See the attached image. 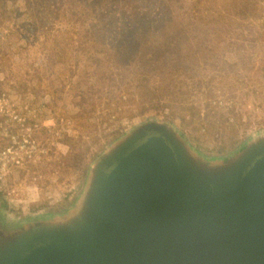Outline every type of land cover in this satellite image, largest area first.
Returning a JSON list of instances; mask_svg holds the SVG:
<instances>
[{"label":"rangeland","instance_id":"rangeland-1","mask_svg":"<svg viewBox=\"0 0 264 264\" xmlns=\"http://www.w3.org/2000/svg\"><path fill=\"white\" fill-rule=\"evenodd\" d=\"M0 97L38 146L0 180L4 230L74 209L150 120L225 161L264 135V0H0Z\"/></svg>","mask_w":264,"mask_h":264},{"label":"water","instance_id":"water-1","mask_svg":"<svg viewBox=\"0 0 264 264\" xmlns=\"http://www.w3.org/2000/svg\"><path fill=\"white\" fill-rule=\"evenodd\" d=\"M107 148L74 209L0 223V264H264V135L213 161L150 120Z\"/></svg>","mask_w":264,"mask_h":264},{"label":"built area","instance_id":"built-area-1","mask_svg":"<svg viewBox=\"0 0 264 264\" xmlns=\"http://www.w3.org/2000/svg\"><path fill=\"white\" fill-rule=\"evenodd\" d=\"M0 114H6L9 119L15 122V132L7 130L5 127L2 137L5 139L4 147L0 152V174H4L11 165L21 164L24 160L31 159L35 156L38 146L33 139L30 138L31 128L25 125L24 116L21 111H17L13 104L0 100ZM22 109V108H21ZM27 109V106L24 107Z\"/></svg>","mask_w":264,"mask_h":264},{"label":"flooded vegetation","instance_id":"flooded-vegetation-1","mask_svg":"<svg viewBox=\"0 0 264 264\" xmlns=\"http://www.w3.org/2000/svg\"><path fill=\"white\" fill-rule=\"evenodd\" d=\"M0 100H3V99L0 97ZM0 103H1V101H0ZM24 121H25V124H27L25 119H24ZM5 127L9 128L7 130H11L12 132H15L16 124L14 121L9 119L6 114H0V152H1V150L4 147V144L6 142L5 139L2 137V133H3V130L5 129ZM2 178H3V175L0 174V180Z\"/></svg>","mask_w":264,"mask_h":264},{"label":"trees","instance_id":"trees-1","mask_svg":"<svg viewBox=\"0 0 264 264\" xmlns=\"http://www.w3.org/2000/svg\"><path fill=\"white\" fill-rule=\"evenodd\" d=\"M165 1H167V0H165ZM134 9H136V7L134 6ZM142 35V37H137V39H136V42H140V41H142L143 40V37H144V34H141ZM142 55H144V53H142ZM168 58H173L174 57V55L172 56V54L171 53H169L168 54V56H167ZM152 58H154V59H156V60H158L159 59V56L158 55H156L155 53H153L152 54ZM79 97V95H77V98ZM79 101V99L77 100V102ZM79 103V102H78ZM143 110H146L145 108H143ZM140 113H143V112H140Z\"/></svg>","mask_w":264,"mask_h":264}]
</instances>
